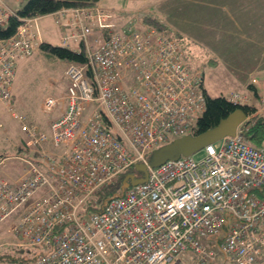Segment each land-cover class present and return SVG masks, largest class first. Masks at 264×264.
<instances>
[{
    "label": "built area",
    "instance_id": "built-area-1",
    "mask_svg": "<svg viewBox=\"0 0 264 264\" xmlns=\"http://www.w3.org/2000/svg\"><path fill=\"white\" fill-rule=\"evenodd\" d=\"M61 38L85 55L68 61L63 95L46 96L42 107L65 109L50 122V137L13 107L20 62L43 42L41 16L19 18L15 33L0 39V102L21 122L22 147H39L40 161L9 179L0 172V222L14 247L35 248L32 264H264V143L246 136L248 115L233 136L204 149V156L167 160L148 167L143 183L111 197L99 212L85 213L96 193L115 184L134 164L172 138L189 135L204 111L200 71L185 62L180 40L152 26L116 29L100 8H63ZM10 15L0 0V25ZM236 105L248 95L231 92ZM57 149L49 153L47 141ZM161 146V145H160ZM9 157L0 158L4 167ZM128 174V173H127Z\"/></svg>",
    "mask_w": 264,
    "mask_h": 264
},
{
    "label": "rangeland",
    "instance_id": "rangeland-1",
    "mask_svg": "<svg viewBox=\"0 0 264 264\" xmlns=\"http://www.w3.org/2000/svg\"><path fill=\"white\" fill-rule=\"evenodd\" d=\"M224 1L228 2L225 6L226 10L232 14V18L225 21H216L214 19L216 16L208 11L209 7L205 6L203 0H98L95 6L110 15V21L114 23L116 29L129 24L136 27L146 26L148 22L145 18H154L165 24L168 32L175 33L177 31L176 33L182 36V39L179 37V40L182 43L185 55L187 57L190 55L189 67L196 71L201 69L200 73L204 75V87L209 95L212 97L220 95L226 97L231 92H239L247 94L251 102L255 104L257 98L255 96L264 92V53H253L251 50L254 48L244 44L246 40L256 38H239L238 36L240 33L248 35L263 33L264 2H261L259 6L258 4L253 6L256 0H238L237 2L244 3L245 8L251 10V12L255 8L257 14L247 17V20H254V28L251 30L252 21L247 27L244 25V28L247 29H241L239 25L236 27V20L240 24L245 22L240 10L242 7L237 5L231 9L230 5L232 3L229 2L230 0ZM186 2H191L193 8L190 11L193 15L188 22L184 21L183 17L178 15V11L175 10L176 7ZM4 3L8 10L10 9L11 12L15 13L22 8L26 0H4ZM203 8L207 11V15L204 17L201 15ZM182 11H184V5ZM52 17L53 19L46 15L42 17L39 20V28L41 27L40 30L43 32L44 39L50 36L52 43L60 45L58 30H56L54 22L59 25L65 24L66 17L54 13ZM227 23L229 25L235 24L225 27L224 24ZM66 28L71 29V27ZM259 39L257 37V42ZM186 44L191 47V52L187 50ZM48 57L50 59L46 61L44 67L39 64L32 67V70L37 68L34 73H29L30 70L17 68L13 81L15 96L13 107L16 116L25 118L26 125L35 126L39 131L50 137V121L55 117L56 112H47L43 109L42 104L46 94L44 88H47L48 84L58 86V82H61L60 87L64 85L63 82H66V78L63 71L66 68V60ZM254 58H262V66L253 67ZM38 78L39 81H36ZM250 84L254 87L252 88ZM51 95L59 97L56 90L52 91ZM61 104L62 102L60 106ZM25 138L20 120L0 102V158L9 157L5 166L0 167V172L9 179L17 177L24 167L19 158L40 161L41 152L39 147L31 149L22 147ZM160 145L162 146V144ZM41 147L49 153H56L57 151L50 140L42 144ZM203 156L204 149H201L194 153L192 157L199 160ZM14 218L15 214L0 222V254L3 250L11 253L15 249L13 246L15 239L8 232V227ZM23 247L26 248L23 257L25 261L19 259L18 255L11 253L9 256H14L15 259L11 260V257H7L5 260H0V264H32V256L36 253L35 248L29 249L27 245ZM217 260L219 261L217 264H233L225 261L223 255H219Z\"/></svg>",
    "mask_w": 264,
    "mask_h": 264
},
{
    "label": "trees",
    "instance_id": "trees-1",
    "mask_svg": "<svg viewBox=\"0 0 264 264\" xmlns=\"http://www.w3.org/2000/svg\"><path fill=\"white\" fill-rule=\"evenodd\" d=\"M98 0H26V3L22 6L20 10L15 12V15H10L7 18V21L5 24L0 25V39H6L11 37L15 31L17 26L20 24L19 18H29L34 16H45L48 14H53L55 12H58L59 10L63 8H77V7H93L96 5ZM148 22L147 26H152L158 30H165L166 25L158 21L154 18H145ZM170 33V32H168ZM171 35L177 37L179 39L180 35L178 33H171ZM179 36V37H178ZM181 38V37H180ZM39 50L43 52L45 55L54 57L56 59L73 61L77 63H84L85 62V55L84 52L81 50L80 52L72 51L71 49H68L63 46L53 45L49 43H41L39 44ZM190 57V55H188ZM250 86L253 88L250 84ZM202 88L205 95L204 100V111L199 117V119L196 122V125L192 129L191 134H198L201 133L207 129L213 128L216 126L221 119L226 118L231 112L234 110L240 108L244 111V113L248 115H253L255 111L258 109V103L256 101L255 104L251 105H236L230 102L225 96L220 95L218 97H212L207 93L206 88L204 87V83L202 82ZM258 98L257 96H255ZM250 126L248 131L245 133L247 138L254 143L256 146H260L264 143V114H258L251 117ZM133 168H130L125 174L132 173ZM123 174L121 178L112 186H109L108 188L96 193L92 196L91 200L94 202V204H90L85 209V213L90 212H99L104 207L105 203L114 196L119 195L120 191V185L123 179ZM26 249V248H25ZM25 249H14L12 250V254L18 255L19 253V259H25L24 256L20 254H25ZM30 249V248H29ZM28 249V250H29ZM36 250V249H35ZM7 251V250H6ZM17 252V253H16ZM0 254V260H5L9 256L8 252H1ZM38 253L33 254L32 261L35 257V255ZM15 259L14 256L11 257Z\"/></svg>",
    "mask_w": 264,
    "mask_h": 264
},
{
    "label": "crops",
    "instance_id": "crops-1",
    "mask_svg": "<svg viewBox=\"0 0 264 264\" xmlns=\"http://www.w3.org/2000/svg\"><path fill=\"white\" fill-rule=\"evenodd\" d=\"M229 2L232 3L230 5L231 6V9L234 8V7H236L237 5H240L242 7L240 9L241 10V14L245 18V22L248 21L246 24H245V22L240 24V22H238L236 20V22H237L236 27L239 25V27L241 29H247V28H244V25L247 27L250 24V21H252L251 22V25H250L251 26V30H252L254 28V20H251V19H248L247 20V17L250 16V15L254 16V15L257 14V12L255 11V8L251 12V10H247L245 8V4L244 3H237L238 0H230ZM261 2H264V0H256L253 3V6H256L257 4L259 6V4L261 5ZM203 3L205 4V6H208L209 7L208 11L211 12L212 14H214L216 16L214 18L216 21H218V20L225 21L228 18H232L231 12L227 11L226 10V7H225L228 2H225V1L223 2V0H203ZM183 5H184V11L181 12ZM183 5H180L179 7H176L175 10L178 11V15H180L181 17H183V20L184 21H187L188 22V21H190L192 15H193L192 13H190V11L193 8L191 6V2H189V3L186 2ZM9 11H10V9H9ZM52 15L53 14H48L46 16H49V17H51L53 19ZM201 15L203 17L207 15V11L204 8H203V10H201ZM42 17H45V16H41L40 19ZM208 20H210V19L208 18ZM54 24L56 26V30H58L57 33L59 34V44L60 45H58V46L66 47V46H64L61 43V36L62 35L69 34L71 30L69 28L61 27L59 24H56L55 22H54ZM234 24H230V25L232 26ZM230 25L228 23L227 24H224L225 27H229ZM41 35L43 37V42L56 45V44H54V43L51 42L50 36H47V38L44 39V35H43V32L42 31H41ZM179 35H180V37H182L181 34H179ZM238 37L239 38L240 37L241 38H256V39H248V40H246V43H244V44H248L251 48H254L253 50H251V52H253V53H264V31H263L262 34H259V35H255V34L248 35V34H245V33H243V34L240 33ZM257 37L260 38L258 40V42H257ZM242 41H244V40H242ZM186 45H187V50L189 51L191 49V47H189L188 44H186ZM76 46L77 45L75 43H71L70 46H69V48H68V46L66 48L73 50L74 48H76ZM49 59L50 58L47 55H45L43 52H41L39 50V48H37V50H35L33 56L29 60L20 62L18 68L21 69V70H30L29 73H34L37 70V68L35 70H32V67L35 66V64H39V65H42L44 67V64L46 63V61H49ZM262 60H263L262 58H254V65H252V66L253 67H255V66H259V67L262 66L261 65V64H263L262 63L263 62ZM66 65H67V61L65 63V66ZM64 70H65V68H64ZM63 73H64V71H63ZM36 81H39V78ZM60 83L61 82H58L57 83L58 86L48 84L47 88H44L46 90V94L44 95V98L46 96H53V95H51V92L52 91H55V90L58 92V95H60V96L63 95L64 94V91H65V88H66V85H67V81L66 82H63L64 85L62 87H60ZM14 97L15 96H14V93H13V101H14ZM64 109H65V102H62L59 110L57 111V109H56L55 111H53V112H56V115H55V117H53L51 119L50 122H52L56 118H59L62 115ZM19 250L20 249H18V251ZM22 253H21V255L25 256V254H22ZM14 255H16V254H14ZM18 257H19V253H18ZM218 262L219 261L217 260V263Z\"/></svg>",
    "mask_w": 264,
    "mask_h": 264
},
{
    "label": "water",
    "instance_id": "water-1",
    "mask_svg": "<svg viewBox=\"0 0 264 264\" xmlns=\"http://www.w3.org/2000/svg\"><path fill=\"white\" fill-rule=\"evenodd\" d=\"M247 115L240 108L231 112L226 118L221 119L213 128L198 134L184 135L171 140L153 149L147 156L146 162L136 163L133 172L123 176L119 195L123 194L129 186L143 183L147 179L148 167H156L167 160L191 156L205 146L218 141L226 136H233L237 127L245 121Z\"/></svg>",
    "mask_w": 264,
    "mask_h": 264
},
{
    "label": "bare ground",
    "instance_id": "bare-ground-1",
    "mask_svg": "<svg viewBox=\"0 0 264 264\" xmlns=\"http://www.w3.org/2000/svg\"><path fill=\"white\" fill-rule=\"evenodd\" d=\"M200 71H201V69H200Z\"/></svg>",
    "mask_w": 264,
    "mask_h": 264
}]
</instances>
